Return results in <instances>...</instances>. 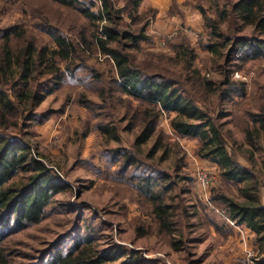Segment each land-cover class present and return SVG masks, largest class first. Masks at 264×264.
<instances>
[{"label":"rangeland","instance_id":"1","mask_svg":"<svg viewBox=\"0 0 264 264\" xmlns=\"http://www.w3.org/2000/svg\"><path fill=\"white\" fill-rule=\"evenodd\" d=\"M168 1L169 8L164 9ZM226 1L142 0L137 12L142 19L149 14L147 32L155 38L142 42L137 50L130 49L136 62L146 59L158 62L153 57L158 54L164 59L160 63L165 64L170 58L167 65L180 70L184 66V47L181 46L189 45L195 52L194 67L201 76L213 80L221 78L218 64L222 53L208 48L213 36L198 7L212 9L214 4L223 6ZM112 2L115 8L124 10L121 15L126 30L134 31L143 26L142 19H131L127 15L131 7L128 0ZM21 5L28 10L21 9ZM96 6L93 8L98 11L103 3ZM37 8L46 11L54 26L70 38L80 36L78 26H89V21L79 12L66 9L53 0H15L12 3L0 0V26H30L35 21L33 10ZM162 9L168 11L160 15ZM208 14L214 18L211 11ZM174 18L176 21L172 22L170 30L158 33L164 19ZM102 22L107 24V20H101L99 25ZM227 25L232 28L228 20L223 22V26ZM251 30L250 26L243 28L245 33ZM97 47L85 59L95 71L102 72L106 83L99 80L88 88L77 87L76 81L68 78L66 84L46 96L38 107L50 116L42 123H34L30 128L33 134L28 138L35 149L38 147L48 157L51 167L61 175L66 186L55 194L40 223L10 236L12 262L34 263L42 251L51 248L61 236L68 235L61 240L62 246L70 247L81 237L91 239L92 249L114 251L116 258L106 264L124 260L134 264H264L263 241L249 228L231 220L223 205L213 199L216 190L238 194V186L224 181L217 166L198 156L199 139L179 137L174 133L171 119L176 113L161 114L158 133L138 153L145 165L155 172L151 178L153 194L162 195L164 204L171 205L167 208L166 225L161 224L155 214V198L146 196L127 182L116 180L113 174L123 164V159L113 162V153L118 148H132L138 129H125L132 119H122L130 98L116 84L109 83L116 75L114 60L106 58L107 54ZM99 52L106 56H100ZM171 57L177 60L172 61ZM93 69H85V72ZM231 77L241 83L243 94L235 95L234 103L229 102L230 105L221 106L215 112L221 115L230 150H236L241 162L249 165L251 162L244 154L252 149L259 161L257 165L262 166L264 61L237 65ZM82 91L93 101L90 107L75 102ZM139 105L132 100V112ZM245 111L256 113V121L250 117L248 120ZM247 122L257 130V143H252L244 130ZM98 123L116 125L119 138L97 130ZM160 131L164 132L163 143L151 152ZM198 171L211 172L207 186L198 179ZM111 177L116 178L112 181ZM53 248L56 250V245Z\"/></svg>","mask_w":264,"mask_h":264},{"label":"trees","instance_id":"2","mask_svg":"<svg viewBox=\"0 0 264 264\" xmlns=\"http://www.w3.org/2000/svg\"><path fill=\"white\" fill-rule=\"evenodd\" d=\"M53 1L79 12L89 21L87 27L78 26L77 39L60 32L49 14L40 8L33 10L35 21L30 26H0V264H14L9 250L10 236L40 223L55 194L66 186L48 157L38 147L35 149L28 138L33 134L32 125L50 116L38 107L46 96L66 84L68 78L76 81L77 87L85 88L106 80L85 59L97 46L107 58L114 60L116 75L109 83L116 84L130 98L122 119H132L125 129H138L132 148H118L113 153V162L122 158L123 164L115 169L113 175L117 178L111 177L112 181L116 178L121 183L127 182L155 198V214L166 225L167 208L171 205L164 204L162 195L153 194L151 178L155 172L138 153L158 133L161 114L174 112L176 115L171 119L174 133L199 139L198 156L216 165L224 181L238 186V194L216 190L213 199L223 205L231 220L249 228L264 243V161L258 166L251 149L244 154L251 164L241 162L237 151L228 147L221 115L215 112L230 105L229 102L234 103L235 95L243 94L241 83L231 77L235 66L264 61V0H227L223 6L214 4L212 9L198 7L213 36L208 48L222 53L223 62L218 64L222 76L217 80L202 77L195 69V52L189 45L181 46L184 66L180 70L167 65L170 58L165 64L160 63L164 59L158 54H153L158 62L148 59L136 62L130 49L137 50L142 42L155 38L147 32L149 14L142 19L137 12L142 0H128L131 7L127 15L145 22L134 31L125 29L121 15L124 10L115 8L112 0ZM99 2L103 7L96 11L93 7ZM21 9L28 10L23 5ZM149 11L152 13V9ZM209 11L215 14L214 18ZM101 20H107V24L99 25ZM226 20L232 28L223 26ZM245 26L252 28L250 33L243 31ZM171 60L177 59L171 57ZM88 68L93 71L86 73ZM85 95L82 91L75 102L90 107L93 101ZM132 100L140 103L133 112ZM245 112L248 120L250 117L256 121V113ZM248 123L244 130L250 141L257 143V130ZM96 125L102 133L119 138L116 125ZM163 133L160 131L151 152L163 143ZM67 236H61L30 264H106L116 258L110 248L92 249L90 238L78 237L70 247L62 246L60 242ZM118 264L134 263L124 260Z\"/></svg>","mask_w":264,"mask_h":264},{"label":"crops","instance_id":"3","mask_svg":"<svg viewBox=\"0 0 264 264\" xmlns=\"http://www.w3.org/2000/svg\"><path fill=\"white\" fill-rule=\"evenodd\" d=\"M168 9L169 8V1L167 2V4H166V6H165V8L164 9ZM162 11V12H161ZM160 12V15H162V14H164L165 12H167L168 10H166V11H163V9L161 10ZM158 21H159V19H158ZM176 21V19L174 18V19H170V20H163V22H162V26H159V30H158V33H160V34H162V33H165V31H168V30H170L171 28H172V26H173V24H172V22L174 23ZM158 27V26H157ZM214 165V164H213ZM214 167H216V165H214ZM251 231V230H250ZM252 233V232H251ZM254 234V233H253Z\"/></svg>","mask_w":264,"mask_h":264},{"label":"built area","instance_id":"4","mask_svg":"<svg viewBox=\"0 0 264 264\" xmlns=\"http://www.w3.org/2000/svg\"><path fill=\"white\" fill-rule=\"evenodd\" d=\"M98 54H100V56L104 55L102 52H99ZM104 56H106V55H104ZM106 58H107V56H106ZM200 171H198L199 172L198 173V176H199L198 179L200 180V182L203 185L207 186L210 183V174H211V172H208V171L200 172Z\"/></svg>","mask_w":264,"mask_h":264}]
</instances>
